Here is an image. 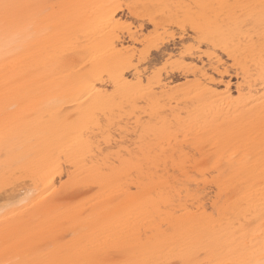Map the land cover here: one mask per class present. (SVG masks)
Returning <instances> with one entry per match:
<instances>
[{"label": "bare ground", "instance_id": "obj_1", "mask_svg": "<svg viewBox=\"0 0 264 264\" xmlns=\"http://www.w3.org/2000/svg\"><path fill=\"white\" fill-rule=\"evenodd\" d=\"M0 264H264V0H0Z\"/></svg>", "mask_w": 264, "mask_h": 264}, {"label": "snow or ice", "instance_id": "obj_2", "mask_svg": "<svg viewBox=\"0 0 264 264\" xmlns=\"http://www.w3.org/2000/svg\"><path fill=\"white\" fill-rule=\"evenodd\" d=\"M15 7H19V6H17V5H10V4L0 5V8H2L4 10V15H5V18L6 19L8 18L9 9H12V8H15Z\"/></svg>", "mask_w": 264, "mask_h": 264}]
</instances>
